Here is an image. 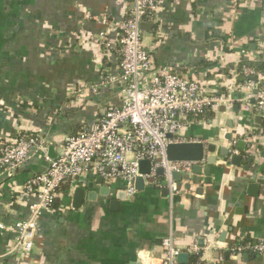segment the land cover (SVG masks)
Listing matches in <instances>:
<instances>
[{
	"label": "crops",
	"instance_id": "crops-1",
	"mask_svg": "<svg viewBox=\"0 0 264 264\" xmlns=\"http://www.w3.org/2000/svg\"><path fill=\"white\" fill-rule=\"evenodd\" d=\"M131 5V0H0V142L25 133L45 145L11 176L0 171V264H159L167 236L188 254V262L198 256L199 264H264V254L228 251L233 244L264 239V182H258L264 178V147L243 141L240 150L236 143L239 165L228 163L237 130L264 131V113L257 125L254 100L245 104V92L233 90L242 80L235 74L240 60H256L264 44V0H163L156 22L146 21L152 27L142 31V40L153 68L169 67L207 90L233 88L231 111L222 106L205 111L183 129L214 151L205 155L213 157L210 162L196 163L199 173L192 169L176 179L178 196L170 200L164 188L144 185L112 206L123 181L99 184L85 176L81 205L72 208L73 190L57 199L40 216L37 249L22 260L9 252L13 226L28 215L21 190L48 168L44 156L56 158L68 136L93 128L107 107L120 103L121 84L110 81L120 73L117 32L104 21L123 20ZM193 245L196 254L189 251Z\"/></svg>",
	"mask_w": 264,
	"mask_h": 264
},
{
	"label": "built area",
	"instance_id": "built-area-1",
	"mask_svg": "<svg viewBox=\"0 0 264 264\" xmlns=\"http://www.w3.org/2000/svg\"><path fill=\"white\" fill-rule=\"evenodd\" d=\"M162 2L131 0V8L123 20L104 21L109 29L117 32L120 73L110 81L121 84L120 103L107 107L93 128H84L68 136L56 158L45 155L48 168L24 183L20 197L27 203L28 215L13 226L16 237L9 248V252L21 260L37 249L35 242L42 212L52 208L57 199L83 185L85 176L101 178L105 183L121 179L128 198L137 193L135 181L139 176L144 185L167 189L170 200L178 196L181 189L173 173L187 176L196 162L168 160L167 146L182 142L204 144L198 138L186 137L183 129L205 111H213L219 106L226 112L231 111L233 88L225 92L207 90L195 78L173 72L169 67L153 68L150 54L143 45L140 23L156 22ZM100 40H105V48L109 47L105 33L100 34ZM253 57L264 62V44ZM235 74L244 78L233 89L245 92L241 101L246 104L254 100L253 110L264 113V70L260 72L243 66ZM235 134L229 144L232 154L237 153L234 146L238 140L249 145L252 141H260L264 147L263 130L257 133L245 127ZM34 151H45L44 142L37 135L24 133L0 142L1 174L11 176ZM142 160L149 161L146 174L140 172ZM159 169L162 173H158ZM62 186L67 187L64 192ZM161 247L163 254L157 259L159 264H179L176 259L181 250L172 236L162 238ZM189 251L196 254L199 250L193 245ZM228 251L232 256L246 252L264 254V239L233 244Z\"/></svg>",
	"mask_w": 264,
	"mask_h": 264
},
{
	"label": "water",
	"instance_id": "water-1",
	"mask_svg": "<svg viewBox=\"0 0 264 264\" xmlns=\"http://www.w3.org/2000/svg\"><path fill=\"white\" fill-rule=\"evenodd\" d=\"M152 27L151 23L148 22H141L140 23V30L141 31H147L150 30ZM235 97L240 98L241 94H235ZM260 114L262 115V112H259V114L257 116H255V122L258 125L260 123ZM256 125V126H257ZM237 148H239L240 150H244L245 148V143L242 140H238L237 142ZM214 151V147L213 146H205L202 142H182V143H172L169 144L166 148V157L168 160L170 161H193L196 163H199L201 161H203L205 159L206 162H210L213 157L211 156H207L205 157L207 152H212ZM220 153L224 156L228 155V150L227 149H221ZM241 160V156L237 155V154H233L230 161L228 162L229 164H233V165H239V162ZM149 161L148 160H142L140 162V172L141 174H146L149 172ZM193 172L194 173H199V171H201V166L199 164H195L193 166ZM158 173H162V170L159 169ZM173 177L175 179H180L181 175L179 173H173ZM258 182L259 184H263L264 182V178L260 177L258 178ZM97 182L99 184L103 183V180L101 178L97 179ZM255 185L257 184H250V189H255ZM135 187L138 190H143L144 188V180L141 176L137 177L136 181H135ZM85 190L86 188L84 187H76L74 192H73V200H72V208H78L81 205V202L83 201V197L85 194ZM108 191V187L107 186H102V192H104L103 194H107ZM165 192L168 193V190L165 189ZM251 191L249 190V193ZM252 195H255L256 192H252L250 193ZM115 200H113L114 202H112V206L117 205V200H126L128 199V196L126 194V192L121 189L118 192H116L115 195ZM88 199L93 200L94 199V193L90 192L88 194ZM224 234H222L223 236ZM188 254L184 251H181L178 255H177V262L179 264H186L188 262ZM139 262V260H137Z\"/></svg>",
	"mask_w": 264,
	"mask_h": 264
},
{
	"label": "trees",
	"instance_id": "trees-1",
	"mask_svg": "<svg viewBox=\"0 0 264 264\" xmlns=\"http://www.w3.org/2000/svg\"><path fill=\"white\" fill-rule=\"evenodd\" d=\"M243 66L253 67L255 70L260 71V72L264 70V62L260 61V60L252 61V60L241 59L239 64L237 65V68H238L237 70H241V68ZM240 77L242 78V80L244 79L243 76H240ZM262 126L264 128V122H263ZM16 136H14V137H16ZM66 189H67L66 186H62V188H61V190H63V192ZM56 203H57V201L54 202L53 207L56 206ZM188 264H199L198 263V256L190 257Z\"/></svg>",
	"mask_w": 264,
	"mask_h": 264
}]
</instances>
